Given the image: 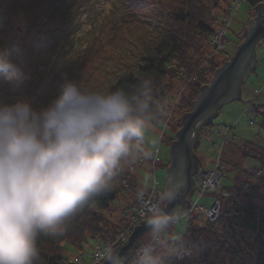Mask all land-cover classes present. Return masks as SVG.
Masks as SVG:
<instances>
[{
  "label": "trees",
  "instance_id": "trees-1",
  "mask_svg": "<svg viewBox=\"0 0 264 264\" xmlns=\"http://www.w3.org/2000/svg\"><path fill=\"white\" fill-rule=\"evenodd\" d=\"M225 1L105 0L96 21L89 18L87 31L79 35L81 1L0 0V50L16 67L15 72L0 71V104L27 101L39 110L60 94L65 80L89 90L130 94L147 81L148 121H162L173 94L193 76L176 107L185 113L199 87L223 63L215 62L209 37L217 28V14L225 13ZM244 1L253 8L262 0ZM16 27L22 48L9 42ZM254 106V122L264 136V101ZM212 125L204 127L205 134ZM247 151L255 156H243L257 167L234 169L231 185L223 187L228 197L218 217L191 218L177 237L186 255L177 260L165 254L164 264H264V139ZM141 158L123 159L108 187L67 219L61 232L38 236L36 264H73L71 257L95 238L108 243L119 234L141 189L130 172Z\"/></svg>",
  "mask_w": 264,
  "mask_h": 264
},
{
  "label": "clouds",
  "instance_id": "clouds-1",
  "mask_svg": "<svg viewBox=\"0 0 264 264\" xmlns=\"http://www.w3.org/2000/svg\"><path fill=\"white\" fill-rule=\"evenodd\" d=\"M0 71L15 65L0 50ZM46 107L27 101L0 104V264H36L39 235H55L90 198L108 187L123 159L142 154L151 88L89 90L65 80ZM183 182L175 179L147 209L145 242L132 252L133 264H164L163 253L180 255L166 240L179 219L167 212ZM110 264L126 258L111 250Z\"/></svg>",
  "mask_w": 264,
  "mask_h": 264
},
{
  "label": "rangeland",
  "instance_id": "rangeland-1",
  "mask_svg": "<svg viewBox=\"0 0 264 264\" xmlns=\"http://www.w3.org/2000/svg\"><path fill=\"white\" fill-rule=\"evenodd\" d=\"M76 1L83 2V7H85L84 13L81 16L82 24L78 30L79 35H81L87 31L89 18L92 22L96 21L97 16L100 14L99 6L102 5V2L104 3L105 0ZM224 8L225 13L219 11L217 14L218 26L216 25L217 28L209 37V43L212 46L213 51L215 50V54L213 55L217 64L222 61L225 62L226 59L228 60L235 47L241 43V32H243L249 20L254 17L253 8L244 0H226ZM9 42H12L19 48H22V34L19 27L14 29V34L9 39ZM220 44H222V48L217 49V46H220ZM257 53L258 59L256 69L253 74H250V76L243 83L242 100L240 102L229 103L223 106V108L220 110L219 116L213 121V126L219 125L227 127L226 136H228V143L220 149L219 146L221 134H216L215 136L208 135V132H213L214 129V127H212L210 130L209 127L206 129V134L204 133V130L201 131L202 134L200 135V145L196 147L195 153L198 155L200 167L203 169H212V160H215L216 156H219L220 154V186L221 190L225 192L227 191L223 187H228L231 185L232 178L235 174L234 169L257 167V163L254 162L255 160L249 156L247 158L244 157L242 152L255 156L253 153H251L252 151H249L248 153L247 148L250 150L260 146V144H262V140L264 139L263 134L257 130L255 122L253 126L249 125V127L246 125L248 112H250H247V110L250 108L249 106H251V104L253 105V111L250 113L252 114L251 117L254 119L256 113L254 105L264 101V41L261 42ZM193 78L194 77L191 76V78L183 83L182 86L179 87V90H177L171 97L170 107L165 113V117L162 119V126L155 124L153 119L147 123L144 147L152 154L148 157H145L141 154L142 158L140 159L139 164L134 167H130V172H132L137 178L138 186H141L139 191L150 186H155L161 192L163 191V179L166 169L164 166L169 161V141L174 139L175 133L178 130L176 128V124L180 122V118L183 114V108L181 107V109L176 107H178L181 95L189 90L188 84L193 80ZM195 179L196 178L194 177V183ZM159 195L160 194H157L156 196L157 203L159 202ZM211 198V196L205 197L200 201V203L208 206L210 205ZM133 206H135V203H133ZM93 212L96 213L97 211L93 210ZM115 219L116 216L113 218V220ZM196 219L198 221H203L197 217ZM188 220H181L180 222L172 225L166 236V240L169 244H172V241H176L178 239V235L185 230V224H187ZM127 222L128 215L127 221L122 229H126L128 227ZM140 222L141 220L137 222V224ZM127 234L129 235L130 233L128 232ZM147 239L148 237L145 233L139 239V242H145ZM97 241L107 243L99 238H95L92 243H89L85 246L84 251L81 254H74L73 257H71L72 263L73 259H78L80 264H90L91 254ZM115 247L116 246L113 248ZM165 254H168V252L163 253V255ZM171 255L175 258L173 254ZM129 264H133V262H129Z\"/></svg>",
  "mask_w": 264,
  "mask_h": 264
},
{
  "label": "water",
  "instance_id": "water-1",
  "mask_svg": "<svg viewBox=\"0 0 264 264\" xmlns=\"http://www.w3.org/2000/svg\"><path fill=\"white\" fill-rule=\"evenodd\" d=\"M253 12L254 17L241 32V43L214 71L210 81L199 87L190 110L180 118L179 128L169 144V165L165 169L163 190L175 179L183 182V188L176 200L164 206L167 212L188 204L196 189L193 178L200 160L194 149L200 145V131L217 119L223 106L242 100L243 83L256 69L258 47L264 41V0L253 7ZM147 231L145 220L141 221L129 232L127 240L112 250L125 257V264H129L131 252ZM100 264L110 262L106 257Z\"/></svg>",
  "mask_w": 264,
  "mask_h": 264
},
{
  "label": "built area",
  "instance_id": "built-area-1",
  "mask_svg": "<svg viewBox=\"0 0 264 264\" xmlns=\"http://www.w3.org/2000/svg\"><path fill=\"white\" fill-rule=\"evenodd\" d=\"M222 48V44L220 46H217V49ZM249 106L250 108L247 110L252 112L253 108ZM248 112V119L247 124L253 126L254 119L251 117L252 114ZM253 119V120H252ZM155 123L157 125L162 126L161 120H156ZM249 126V127H250ZM213 132H208V135H219L221 134V141L219 148L221 149L225 144L228 143V136H226L227 127L225 126H213ZM210 127V130L211 128ZM223 134H222V133ZM221 152V151H220ZM211 168H201L199 167L197 173L195 174V190L192 196L190 197L189 203L186 205H183L181 207H178L173 209L172 211H176L179 214V219L176 223L180 222L181 220H188L192 217H197L198 219H202L203 221H214L218 215L221 207V202L225 198L228 197V193L221 190L220 186V179H221V157L216 156L215 160H212L211 162ZM161 191L155 187L150 186L148 188H145L144 190L139 191L135 196V206H132L130 208L128 215V224L126 229H122L119 234L117 235L107 244L103 243L101 241H97L94 245L93 252L91 254V263L90 264H100L108 255L109 251L113 249L114 246H117L127 240V233L131 232L134 226H136L137 222L140 220H145V216L147 213V209L151 207L152 204L157 203L156 202V196L157 194H160ZM217 193V194H216ZM220 196H219V194ZM211 196V202L210 205L206 206L200 201L204 199L205 197ZM171 211V212H172ZM189 221V220H188ZM175 223V224H176ZM188 224V222H187ZM131 230V231H130ZM172 244L175 245L176 248L180 250V255H175V258L177 260H181L185 255L186 251L183 248L181 244V240L177 239L176 241H172ZM134 259V258H133ZM133 259L131 263L133 262ZM73 263L78 264V259H73ZM80 264V263H79Z\"/></svg>",
  "mask_w": 264,
  "mask_h": 264
}]
</instances>
